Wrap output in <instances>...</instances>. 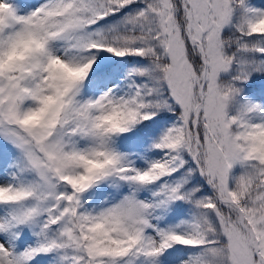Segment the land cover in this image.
Wrapping results in <instances>:
<instances>
[{
    "label": "snow or ice",
    "instance_id": "obj_1",
    "mask_svg": "<svg viewBox=\"0 0 264 264\" xmlns=\"http://www.w3.org/2000/svg\"><path fill=\"white\" fill-rule=\"evenodd\" d=\"M0 264H264V0H0Z\"/></svg>",
    "mask_w": 264,
    "mask_h": 264
}]
</instances>
